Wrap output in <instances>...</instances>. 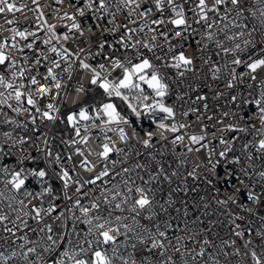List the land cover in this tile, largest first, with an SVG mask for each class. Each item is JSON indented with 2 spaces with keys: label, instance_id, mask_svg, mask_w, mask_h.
Wrapping results in <instances>:
<instances>
[{
  "label": "snow or ice",
  "instance_id": "6c2138e0",
  "mask_svg": "<svg viewBox=\"0 0 264 264\" xmlns=\"http://www.w3.org/2000/svg\"><path fill=\"white\" fill-rule=\"evenodd\" d=\"M56 2L62 4L63 0H56ZM32 3L36 6L32 11L38 12V16L33 18L36 26L34 28L29 26L23 30L11 27L8 29L12 34L11 37L0 40V87L5 89L4 92H0V113L6 106L17 116L27 114V119H30L33 125H36L37 116L42 121L54 122L61 118L59 115L61 107L67 103L71 88L74 87L77 97L81 93L87 95L92 89H99L100 98L94 99L92 103L73 101L77 104L78 110L69 111L64 119L71 126L70 131L74 135L67 140H62V143L74 146L72 155L80 157L79 166L86 171L92 172L97 168V163L90 159L93 153L100 168L94 178L89 177L87 180L79 178L73 180L71 170L66 167H61L58 171L54 170L62 183L63 196H61L49 182V172L44 167L21 166L17 169H9L7 165L0 166V181L3 183V188L0 189V230L6 234L0 236V239L4 240L0 248L5 249L0 251V264H114V259H118L120 264H178V262L179 264H196L197 260L199 264H219L220 256L239 255L240 248H236L231 253L224 250L229 244L236 243V240L231 237L228 240H221L223 247L217 248L207 236L200 237L199 232L193 235L185 225L183 231L186 236L174 234L175 242H173L168 235V230L171 228L169 221L154 222L152 228H149L147 224H140L137 217L142 212L146 213L148 221H153V216L159 215L153 208L155 192L151 182L157 181L158 177L164 174L162 165H158L156 171L149 170L147 180L139 176L138 178L143 182L142 185H137L134 180L121 178L123 190L115 184L111 189L102 187L99 195L94 199L90 198V206L87 207L81 203L80 199L74 201V205L79 208L84 217L83 223L90 225L85 233L86 236L92 237L86 240L87 247L84 244L73 245L69 236L68 247L57 253V249L61 247L64 240V234L54 232L53 225L45 218L57 211L58 201L71 199L67 191H64L69 188L70 183L75 185V192L80 193L81 196H87L88 193L83 191L85 185L95 186L97 181H101L102 184L110 182L108 177L112 169L118 162H124L112 159V154L124 153L125 158L128 157L126 149L118 147L117 142L113 141L112 136L109 135V133H119V142L127 145L130 136L122 125L135 124L137 120L147 117L158 131L140 129L144 135L140 143L145 148L151 147L153 140L157 138L167 141L168 137L165 135L167 132L175 134L171 140L173 147L183 145L188 152H199L201 148H208V145L204 143L207 134L203 130L200 134H179L181 129H187L191 125L178 121L176 108L166 102L170 95H174L177 100H182L180 94H172L170 81L175 77L169 75L170 70L174 69L175 75L181 78L186 73L197 71L194 65L195 57L186 55L183 50L189 36L195 35L198 31L193 27L194 24L204 29L200 34V40L196 41L197 49L203 51L201 41L210 42L217 49L215 55L225 61L222 67L228 70V75L231 77L226 87H233V81L237 80V66L246 69L252 81L260 77L259 98L254 101L244 100L243 103L256 105L259 121L261 125H264V0H252L250 4L247 0H210V2L209 0H180L179 3L177 0H83L82 7L76 6L75 0H72L69 6L75 7V11L71 14L65 11L62 16L57 15V19L61 22L70 21L63 25L65 30L62 32H57L56 24L48 23L44 19V13L40 10L42 6L38 0H32ZM185 5L188 7L185 8ZM26 7V4H20L18 7L10 0H0V14L19 12ZM110 9L113 10L110 11ZM86 12L97 23L93 25L83 23ZM209 13L212 14L211 17ZM121 14L124 15L127 23L117 20ZM230 14H233L232 19H229ZM106 16H111V19L106 20ZM25 19L28 18L25 17ZM137 20L141 23L137 24ZM100 21H104V26L103 30L97 34L96 29L101 28ZM225 21L227 23H224ZM5 23L13 25L15 21L6 19ZM129 24L135 27H129ZM44 29H46V35L41 37L38 33ZM145 29L152 33L150 37L146 36ZM108 36L112 37L111 43ZM29 37L32 39L27 42ZM69 40L75 47L66 46ZM37 41L45 46L47 52L53 54L51 60L45 48L37 47ZM112 52L119 55H112ZM16 53L21 54L23 59L18 60ZM29 53H33L31 59H29ZM147 53H151V56ZM157 53L160 54L157 55ZM98 56H102L104 62H97L95 66L86 62L89 59L95 60ZM42 62H48L43 74L39 72L38 67H34L40 66ZM75 68L90 73V88H85L82 81L73 82ZM210 70L213 79H219L221 65L212 64ZM30 72L36 74L29 75ZM114 72L115 75H113ZM245 75L243 71L240 73L241 81ZM42 80L46 83L42 84ZM192 87L189 84V88ZM236 99L235 95L232 96L233 101ZM42 100H47L43 106H41ZM117 100L121 102L122 108H118ZM196 100H206V96L197 95ZM10 101H15V106ZM184 103L186 101H182L180 107H183ZM203 107L207 109V103ZM124 109L128 110V115L122 114ZM197 111L198 109L189 107L183 111L182 115L188 116L189 113ZM3 114L5 119L0 123L28 127L23 120L18 121L16 118L8 117L7 113ZM224 115L227 116L228 113L225 112ZM130 117H135V120H130ZM227 127L234 131H246L232 124H228ZM252 127L255 128V125ZM92 129L98 131L93 132ZM36 131L39 129L34 128L33 133L35 134ZM43 135L47 137V133ZM185 135L189 141L188 145L183 144ZM93 136L95 140L92 139ZM3 137L0 154H11L6 153L4 147L9 142L13 145L19 144L20 152L23 153L25 144L33 139L32 136L27 135L14 137L12 131H5ZM42 143L43 147H40L33 140L36 154L26 155L24 159L34 163L43 159L48 165L61 164V153L53 151L47 138ZM220 143L225 145V148L218 155L224 157L230 151L231 142L220 138ZM251 143L250 141L244 144V148L247 149ZM196 145L199 147H194ZM253 147L257 153L261 154L256 158L264 159V136L253 144ZM212 153L213 150L209 149L206 157L208 164H212ZM135 154L141 155L139 151ZM72 155H68L66 160L71 161ZM248 160L249 162L253 160L251 153L248 155ZM109 161L112 168L109 167ZM234 161L240 163V157H234ZM23 162V159L18 160V165H22ZM133 167L142 169L146 165L134 161ZM212 167L214 168L215 165L212 164ZM131 170L129 167H123L120 172L115 173V176H121V173L128 174ZM241 171L249 175L243 168ZM225 174H228L227 169ZM172 175H176V172ZM188 175L195 176V172H189ZM259 176L264 180V171H260ZM30 179L39 185V190L29 189ZM164 179L170 181L167 175H164ZM208 183H213L211 178L208 179ZM239 183L244 185L242 180ZM234 195L246 196L248 201L259 206L243 209L251 216L259 218L261 223L258 229L242 228L236 223V219H231V224L235 226L232 232L237 239H242L246 233L249 237L254 234L259 238L257 245L249 247L253 245V241L248 239L243 247L247 249L245 254L250 255L252 264H264V214H262L264 213V184L261 185L259 194L249 191V186L244 185L236 187ZM228 202V199L217 201L221 204ZM46 203L47 207H45ZM232 203L242 204V201L233 199ZM102 204L106 207L102 208ZM160 207L162 211L167 210L164 205ZM113 210L120 212L127 210L135 213L131 217L132 223L140 227L135 229L127 222L121 223L127 221L128 217L113 216ZM104 212H107V215H104ZM63 215L64 213L60 212V216ZM227 215L231 217L232 214ZM29 220L36 222V229L30 228ZM161 224H163V230ZM25 229L36 233L37 238L29 239L26 232L22 236H16L17 232H23ZM121 229L124 230L123 233ZM204 231L207 232L209 229L205 228ZM121 234L126 240L135 237V242L130 245L132 252L125 256L121 254L119 248L113 247L110 255L106 246L116 245L117 238ZM9 237L12 238L11 245L15 247H10ZM17 241L21 242L17 244ZM189 242L195 246L189 247ZM257 247L260 249L259 253ZM209 248H217L216 253L208 251Z\"/></svg>",
  "mask_w": 264,
  "mask_h": 264
},
{
  "label": "built area",
  "instance_id": "2783aa9c",
  "mask_svg": "<svg viewBox=\"0 0 264 264\" xmlns=\"http://www.w3.org/2000/svg\"><path fill=\"white\" fill-rule=\"evenodd\" d=\"M10 2H15L18 7L20 4H26L27 7L19 12H6L0 14V40H3L6 37H11L12 34L8 31L11 27H17L19 30H23L29 26H32L33 28L36 26L33 18L38 16V12L32 11V9L36 7L32 3V0H10ZM179 2L180 0H177V3ZM247 2L250 4L252 0H247ZM38 3L42 6L40 10L44 13V19H46L48 23L56 24L57 32L64 31L65 29L63 25L70 23V21L65 20L61 22L57 19V15L59 14L62 16L65 11L69 12V14L73 13L75 7L69 6L70 3H72V0H63L62 4L57 3L56 0H38ZM75 3L76 6H83V0H75ZM187 7L188 6L185 5V8ZM111 10L113 9H110V11ZM97 15H99V13ZM211 15L212 14L209 13L210 17ZM25 17L28 19H25ZM77 18L81 19L80 17ZM232 18L233 14H230L229 19ZM6 19L14 20L15 23L9 25L5 23ZM107 19H111V16H106V20ZM117 20L119 22L127 23L123 14L119 15ZM82 22L88 25L97 23V21L91 18L88 12H86ZM99 23L101 24V28L96 29L97 34L103 30L104 26V21H100ZM139 23H141V21L137 20V24ZM224 23H227V21ZM129 27H135V25L129 24ZM193 27L197 28L198 31L195 35L189 36L188 43L183 50L186 55L195 57L194 65L197 71L194 73H186L185 76L181 78L175 75L174 69L170 70L169 75L175 77L174 80L170 81L172 94H180L182 100H177L174 98V95H170L166 102L172 104L176 108V119L178 121L191 125V127L187 129H181L179 134H200L203 130L207 134L204 143L208 145V148H201L199 152H188L183 145H176L173 147L171 145V140L174 138L175 134L171 132L165 133L168 137L167 141L159 140L157 138L153 140L151 147L145 148L140 143V140L144 138L143 132L140 131V129L143 128L154 132L158 131L155 125L152 124L147 117L142 120H137L135 124L122 125L130 136L127 145L119 142V133H109V135L112 136L113 141L117 142L118 147H124L126 149L128 157L125 158L124 153H113L112 159L117 161L123 160L124 162H118L115 168L112 169L108 177L110 180L109 183L102 184L101 181H97L95 186L85 185L83 191L88 193L87 196H81L80 193L75 192V185L71 183L69 188L64 190L67 191L71 199H61L58 201L59 208L57 211L52 213L50 217L45 218L53 225L54 232L64 234V240L61 243V247L57 249V253L62 251L63 248L68 247L69 236L73 245L84 244L85 247H87V244L85 243L86 240L92 238L85 235L90 225L83 223L84 217L81 215L79 208L74 205L76 199H80L84 206H90V198L94 199L99 195L102 187L111 189L115 184L123 190L121 178L125 180L131 179L134 180L137 185H142L143 182L138 177L143 176L144 179L147 180L149 170L156 171L158 165H162L164 168V174H161L157 181L151 182V186L155 192L153 208L155 212L159 213V215H154L153 221H148L146 213L142 212L141 215L137 217L140 224H147L149 228H152L154 222L162 220L169 221L171 228L168 230V235L170 239H173V242H175L174 234L186 236V233L183 231L185 225H187L189 231L192 232L193 235H195L196 232H199L200 237L207 236L217 248L223 247L221 245V240H228L231 237V239L236 240V243L229 244L224 250L231 253L236 248H240V254L236 256L229 255L228 257L220 256L218 257L219 264H225V260H227V264H252L250 255L245 254L247 249L243 247V244L246 240L252 239L253 245H250L249 247L255 246L259 243V238L254 234L249 237L246 233L242 239H237L232 232V229L235 226L231 224V219H236V223L240 224L242 228L252 227L258 229L261 223L258 217L251 216L243 210L245 207L258 208L259 206L248 201L246 196L238 197L234 195V189L236 187H243L244 185L249 186V191L259 194L261 191V185L264 184V180L259 176V172L264 171V159L256 158L261 154L257 153L253 147V144L258 142V140L264 136V125H261L259 121V113L256 105L254 103H243L244 100L254 101L259 98L260 77L258 76L256 81H252L250 75L247 74V70L242 66H237V80L233 81V87H226V83L231 77L228 75V70L222 67L225 61H223L220 56L215 55L217 49H215L210 42L201 41L203 51L197 49L196 41L200 40V34L203 33L204 29L195 24ZM145 34L149 37L152 35L147 29H145ZM38 35L41 37L46 35V29L41 30ZM87 35L88 34L86 33V37ZM31 39L32 38L29 37L27 42H30ZM108 39L111 43L112 37L108 36ZM17 40H19V37H17ZM9 42L11 41L9 40ZM21 43H25V41H21ZM158 43H162V41H158ZM66 46L75 47L71 40L66 42ZM37 47L45 48L40 41H37ZM93 51H95L94 47ZM46 54L49 56V60H51L53 54L47 51ZM111 54L119 55V53L115 52H112ZM147 54L151 56V53ZM159 54L160 53H157V55ZM16 55L18 60L23 59L21 54L16 53ZM32 55L33 53H29V59L32 58ZM86 62L92 63L95 66L97 62L104 61L102 56H98L95 60L89 59ZM47 63L48 62H42L40 66L34 67H38L39 72L43 74ZM212 64L221 65V72L218 74L219 79H213L212 77V71L210 70ZM19 66L20 65H18V67ZM242 71L245 72L246 75L241 81L239 76ZM35 74V72L29 73V75ZM113 75H115V72ZM89 77L90 73H86L78 68H75L73 71V82L77 80L82 81L85 88H90ZM39 78L40 77L38 76V79ZM41 83H46V81L42 80ZM189 84L193 87L189 88ZM4 91L5 89L0 87V92ZM185 93H187V95H184ZM197 95H205L206 100H196ZM234 95L237 97L235 101L232 100V96ZM99 98V89H92L87 95L81 93L79 97H77L73 87L71 88L67 103L61 107V112L59 114L61 118L54 122H48L42 121L39 116H37L36 125H33L30 119H27V114L17 116V114L11 112L10 109L4 106L3 112L0 113V121L5 119L3 113H7L8 117L16 118L18 121L23 120L28 127L24 128L19 124L0 123V144H3V133L5 131H12L14 137L27 135L32 136L33 139L25 144V151L23 153L20 152L19 144L13 145L9 142L8 145H5V152H10L11 154H0V166L7 165L9 169H17L21 166L25 168L44 167L49 172V182L52 184L54 190L61 196H63V192L61 191L62 183L56 176V171L61 167H66L71 170L70 174L72 175L73 180L77 178L81 180H87L89 177L94 178L95 173L100 168V164L94 153L90 159L97 163V168L93 169L92 172H88L79 166L78 161L80 160V157L72 155L74 146L64 145L62 140H67L74 135V133L70 131L71 126L68 125L66 119H64L69 111L78 110L77 104H74L73 101L80 100L85 103H92L94 99ZM182 101H186V103L183 104V107H180ZM46 102L47 100H42L41 106ZM10 103L15 106V101H10ZM116 103L118 108H122L119 100H117ZM205 103L208 105L207 109L203 107ZM189 107L196 108L198 111L195 113H189L188 116H183V111L187 110ZM225 112L228 113L227 116L224 115ZM122 114L128 115V110L124 109ZM197 117H199V119ZM208 117H211V119H208ZM130 120H135V117H130ZM165 122L170 123L171 121ZM228 124L235 125L236 128L239 129H246V131H234L227 127ZM253 125H255V128L252 127ZM34 128L39 129L35 134L33 133ZM91 131L96 132L98 130L92 129ZM44 133H47V137L43 135ZM233 137H235L234 140ZM45 138L48 139L49 145L53 148L54 152L59 151L61 153V164L48 165L43 159L37 160L35 163L31 160L24 159L26 155L36 154L33 140L39 144L40 147H43L42 142ZM220 138L231 142L230 151L227 152L224 157L218 155V153L225 148V145L220 143ZM92 139L95 140V136H93ZM250 141L252 143L249 144L247 149H245L244 144H248ZM183 144H189L187 135H185ZM194 147H199V145ZM209 149L213 150L211 160L212 164L215 165L214 168L212 167V164L207 163L206 157ZM137 151L141 153L140 156H136L135 153ZM249 153L253 156L251 162L248 160ZM68 155H72L71 161L66 160ZM236 156L240 157V163H235L234 157ZM20 159L24 160L22 165H18V160ZM134 161L146 165V167L135 169L133 167ZM181 161H183V163H181ZM109 167L112 168L111 161H109ZM123 167H129L132 170L128 174L121 173V176H115V173L120 172ZM242 168L245 172L249 173V175H245L244 172L241 171ZM226 169L228 170L227 175L225 174ZM173 172H176V175H172ZM189 172H195V176H189ZM164 175L169 176L170 181L165 180ZM209 178L212 179V184L208 183ZM241 180L244 182V185L239 183ZM28 187L30 190H39V185L31 179L28 182ZM2 188L3 183L0 181V189ZM224 199H228L229 202L227 204L217 203L218 200ZM233 199L242 201V204H233ZM33 203H35V201H33ZM161 205H164L167 210L162 211L160 207ZM45 207H47V203L45 204ZM101 207L105 208L106 206L102 204ZM124 207L127 209V205ZM68 209H71V211H68ZM60 212L64 213L62 217L60 216ZM228 213L232 214L231 217L227 215ZM112 214L113 216L121 215L128 217L127 221H122L121 223L127 222L135 229L140 227V225L132 223L131 217L134 216L135 213H130L127 210L124 212L113 210ZM104 215H107V212H104ZM238 216L244 218L239 219L237 218ZM77 217H79V219H77ZM73 225H75L74 228ZM29 226L32 229L37 228L36 222L32 220H29ZM161 228L163 230V224H161ZM205 228L209 229V231L205 232ZM123 231L124 230L121 229V233H123ZM25 232L29 239L35 240L37 238L36 233L28 231L27 229L23 232H17L16 236H22ZM4 235L6 234L0 230V236ZM11 239L12 238L9 237L10 247H15V245H11ZM20 242L21 241H17V244ZM133 242H135L134 236L132 239L126 240L121 234L117 238L116 245L109 244L106 247L110 255L112 248L117 247L121 254L126 256L129 252H132L130 245ZM0 244H4L3 239H0ZM193 246L195 245L189 242V247ZM137 247L139 248L140 245L138 244ZM217 248H209L208 251L215 254ZM0 251H5V249L0 248ZM259 251L260 249L257 247V252L259 253ZM114 264H120V261L114 259ZM196 264H199V260L196 261Z\"/></svg>",
  "mask_w": 264,
  "mask_h": 264
}]
</instances>
